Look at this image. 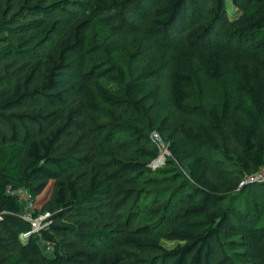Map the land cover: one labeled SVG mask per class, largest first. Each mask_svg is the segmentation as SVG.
<instances>
[{
    "label": "trees",
    "instance_id": "trees-1",
    "mask_svg": "<svg viewBox=\"0 0 264 264\" xmlns=\"http://www.w3.org/2000/svg\"><path fill=\"white\" fill-rule=\"evenodd\" d=\"M78 2L0 0V264H264V183L238 191L239 182L209 176L215 152L246 173L264 166V0H232V17L226 0ZM118 9L140 11L165 32L173 103L204 119L196 130L171 131L165 166L150 167L160 150L142 124L146 101L159 103L156 90L141 96L149 84L140 76L107 86L118 69L89 64L95 12ZM208 21L185 41L190 26ZM139 46L134 58L146 50ZM238 61L256 67L253 82L242 71L250 124L232 120L227 104L188 105L194 63L216 83ZM100 117L113 122L92 121ZM180 132L185 141L174 139ZM221 137L238 143L235 156ZM175 163H185V175L170 170ZM20 190L31 195L34 218L50 213L37 234L21 217Z\"/></svg>",
    "mask_w": 264,
    "mask_h": 264
},
{
    "label": "rangeland",
    "instance_id": "rangeland-1",
    "mask_svg": "<svg viewBox=\"0 0 264 264\" xmlns=\"http://www.w3.org/2000/svg\"><path fill=\"white\" fill-rule=\"evenodd\" d=\"M78 1V3H81L85 0ZM226 4L228 13L232 17L235 11L232 0H226ZM95 15L96 25L88 35V48L92 50L89 55V64L103 67L114 66L118 69V72H115L104 80L107 86L115 87L116 85H122L140 76L149 84V88L141 96L146 95L150 89L156 90L159 103L155 104L153 99L146 101L148 111L143 115L142 124L144 131L151 134L154 144L157 147L158 143L161 145V155L164 148H168L169 135L175 127L185 125L186 128L196 130L198 125L204 121V119L196 115H187L178 111L173 103L169 81V72L174 60L173 46L168 42L165 32L151 26L148 16L140 11L134 10L129 16L121 9L109 10L105 13L95 12ZM115 15H117V18ZM114 19H116L117 23L114 22L113 25H109L108 23ZM209 23L211 22L208 21L199 26H190L184 35L185 41L192 42L195 36ZM148 41L151 44L149 47H147ZM115 42H118L120 46L117 50L110 52L106 47ZM139 44L145 46L146 50L143 54L134 58L133 55L140 47ZM193 68L196 80L195 88L190 92L191 101L188 102L189 106L199 104L209 110L213 106H218L222 109L227 104L232 120L246 125L250 124L249 110L252 106V98L249 89L243 87L242 71L253 82L256 67L252 63L247 61L236 62L233 65L232 73L226 79L216 83H211L204 78L197 63L193 64ZM104 107L106 108L105 105ZM92 121L98 124L113 122V120L107 117L93 118ZM120 122L126 126H123L125 130H129V132H125L128 137H132L131 133L133 131L128 128L130 124H133L132 121L123 116ZM163 122L166 124L163 130H161L160 127L163 125ZM127 135L125 134V136ZM125 136H119L118 140H125ZM174 139L177 141L186 140L182 132L178 133ZM219 145L222 149H229L233 156L236 155L239 148L236 141L224 137L219 138ZM188 151L190 156H193L199 150H195L191 145ZM219 153H211L209 156L210 178L216 182L229 181L232 184L240 183L246 172L242 171L235 160L225 163L218 161ZM164 157L165 163L161 166H165L166 160L170 158L168 154ZM173 169L180 171L184 175L186 174L185 163H175L170 168L171 171ZM45 195L46 198L49 197V193ZM243 196H246L245 192H243ZM176 244L175 242H163V245L169 249L175 247ZM124 251L127 256L131 255V251Z\"/></svg>",
    "mask_w": 264,
    "mask_h": 264
},
{
    "label": "built area",
    "instance_id": "built-area-1",
    "mask_svg": "<svg viewBox=\"0 0 264 264\" xmlns=\"http://www.w3.org/2000/svg\"><path fill=\"white\" fill-rule=\"evenodd\" d=\"M157 145L160 150L162 148L161 145H159V143ZM167 154L170 156V152L168 148L167 149L164 148L163 153H161V155L159 154V156L150 163V167L157 168L160 167L162 164H164L165 157L163 158V156H167ZM255 183H264V166L255 172L246 173L242 181L239 183L237 190L241 191L246 187H248L249 185ZM18 193L20 199L25 202V211L22 213L21 217L32 224V230L29 234H37L41 231L42 227L47 224V220L50 217V213L47 212L44 215L40 216L39 218H34L31 212V208H32L31 195L28 192L22 190L18 191ZM27 235L28 234H25V236ZM48 249L52 250L53 247L48 244Z\"/></svg>",
    "mask_w": 264,
    "mask_h": 264
}]
</instances>
